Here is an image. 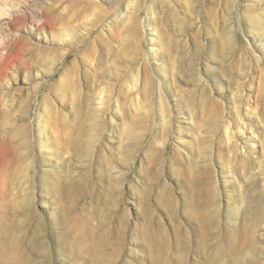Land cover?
Instances as JSON below:
<instances>
[{"label":"rangeland","instance_id":"374dc122","mask_svg":"<svg viewBox=\"0 0 264 264\" xmlns=\"http://www.w3.org/2000/svg\"><path fill=\"white\" fill-rule=\"evenodd\" d=\"M0 4V264H264V0Z\"/></svg>","mask_w":264,"mask_h":264},{"label":"bare ground","instance_id":"6f19581e","mask_svg":"<svg viewBox=\"0 0 264 264\" xmlns=\"http://www.w3.org/2000/svg\"><path fill=\"white\" fill-rule=\"evenodd\" d=\"M2 2V1H1ZM3 3V2H2ZM4 4V3H3ZM15 5V4H14ZM12 9H13V6H9L8 4L7 5H1L0 4V17H6V16H9L11 15V12H12ZM21 9V8H20ZM19 9V11H20ZM22 10V9H21ZM26 11V10H25ZM22 14V13H21ZM11 27V25H10ZM8 45V37L7 39L4 41V43L2 44L3 47H1L2 50H4V47H6Z\"/></svg>","mask_w":264,"mask_h":264}]
</instances>
